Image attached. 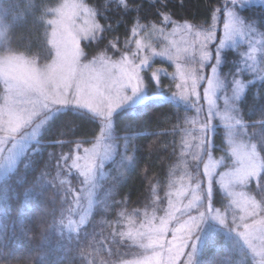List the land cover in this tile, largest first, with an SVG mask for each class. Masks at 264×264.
I'll return each instance as SVG.
<instances>
[{
	"label": "trees",
	"instance_id": "obj_1",
	"mask_svg": "<svg viewBox=\"0 0 264 264\" xmlns=\"http://www.w3.org/2000/svg\"><path fill=\"white\" fill-rule=\"evenodd\" d=\"M64 0H3L0 4V16L5 26H0V58L7 55H22L38 61L41 65L50 63L45 59L51 45L50 26L47 23L51 11ZM109 0H86V4L95 12L101 4ZM179 0H173L170 10L171 23L190 24L197 30H206L215 25L212 20L215 9H223L227 0H183V7L175 6ZM27 14L28 23L22 18ZM147 21L135 25L164 27L167 22L153 19V10L147 5L143 9ZM219 28L223 27L224 16L216 12ZM240 15L245 17L264 16V7L241 8ZM13 17L17 19L13 21ZM103 24V18L96 16ZM114 19V17H113ZM13 24V27H6ZM21 24V26H18ZM202 26V27H199ZM133 25L125 22L114 33L105 32L104 39L97 45L82 48L87 59L102 54L115 55L118 50L126 51L132 38ZM259 33L249 36L255 50L264 57V27L254 28ZM221 36V31L218 32ZM101 34H98V37ZM115 43L116 48L108 51L106 45ZM245 45H239L225 51L230 58L222 63L220 77L223 80L230 72L243 69L241 79L252 80V76L242 66V54ZM172 67L167 63L155 62L146 75L148 93L157 96L145 104L136 107L138 117H132L131 111L117 113L112 119V133L116 151L113 160L104 167V177L98 180L95 202L86 222L76 230H69L68 220L73 216L78 200L82 178L79 173H71L70 164L76 152L91 147L101 135L102 121H89L71 112L57 116L48 125L38 143L32 144L18 164L0 180V264H122L143 256V251L135 246L127 236L118 232H127L133 224H139L150 211L164 203L165 196L172 189L173 182L184 170L192 171L197 165L185 161L184 154L190 129L195 125L197 110L172 99L171 90L160 91L151 78L155 68ZM256 87L245 94L241 115L244 123L257 122V127L248 130L250 138L259 137V112L264 106V80H256ZM169 77H161L160 86L166 87ZM174 85V84H173ZM231 93L224 88V93ZM3 86L0 83V99ZM158 95H161L159 97ZM82 112H87L83 111ZM89 115H91L89 113ZM123 119L119 125L115 117ZM134 121V122H133ZM129 124V127L125 125ZM215 137V156L225 157L227 144L222 128H218ZM128 137L131 138L129 144ZM255 142V141H252ZM79 146V147H77ZM127 146V147H126ZM76 190V192H75ZM250 193L260 201L259 184L249 187ZM227 198L214 188L212 204L223 212H229ZM130 218V219H129ZM248 253L249 264L255 259L249 250L236 238L220 228L211 229L202 244L195 264H243L241 254Z\"/></svg>",
	"mask_w": 264,
	"mask_h": 264
},
{
	"label": "snow or ice",
	"instance_id": "obj_2",
	"mask_svg": "<svg viewBox=\"0 0 264 264\" xmlns=\"http://www.w3.org/2000/svg\"><path fill=\"white\" fill-rule=\"evenodd\" d=\"M251 2L252 0H227L223 9H215L212 16L213 21L217 19L216 12L222 13L224 16V38L219 40L214 49L209 50L208 45L210 42L216 41V34L214 24L207 28L202 43L203 51L200 60L197 61L199 67L193 70L191 77V92L187 95L184 94L183 89L187 85V81H184V84L177 85V88H181L182 91L172 93V99L195 108L198 113L203 111L201 99L207 103L208 113L199 129L200 143L198 145L205 154L215 150V137L212 136L216 131L213 125V119L216 116V112L213 111L215 105L213 97L216 95L217 89L231 90L232 95L229 99L232 102L231 110L236 114L235 124L238 126V132H246L257 127L256 121L251 124L244 123V118L241 115L242 101L248 98L245 90L247 88L251 91L256 87V82L247 79V83H245V79L240 78L243 69H240L239 66H237V70L224 76L223 80L218 77V69L223 62L230 58L224 52L227 42L232 40L234 35L243 31L252 32L258 24L264 27V16L245 17L240 15V9L247 7ZM2 3L3 0H0V4ZM145 5L153 10V19L171 23L173 13L170 6L173 5V0H109L106 5H99L96 12L89 13L94 17L103 18V24L93 20L92 27L89 29L91 35L88 33L83 36H80L79 33L73 34L67 26L63 29L64 34L58 32L55 27L53 28L52 39L47 41L52 47L48 49V54L45 57L51 63L38 67L34 61H28L19 56L7 55L0 58V83L3 86L4 101L3 107H0V132L8 133L9 138L14 141L13 134L27 127L31 123L32 117L38 116L41 111L45 115L53 114V118L71 112L73 115H80L92 122H95L97 118L105 122L111 121L117 110H120L119 113H124L125 109L131 111L132 117H138L139 113L135 111V107L144 104L149 98L142 86L143 80L139 73V69L146 65L147 61L142 60L140 64H133L127 56H121L119 60L111 63V68L116 69V73H113L111 69L102 73L95 68L90 69L88 64H81L82 57L87 59V54L81 48V39L88 41L84 48L90 47L93 40H96L99 46V43L104 39L105 32L114 33L125 22L133 25L132 33L135 35V25L141 21H147V17L143 15ZM175 6L183 7V0H179ZM258 6L264 7V2ZM16 19L13 17V21ZM22 23H28L27 14L22 18ZM47 23L55 25L57 22L48 20ZM0 26H5L2 16H0ZM6 27H13V24H7ZM188 27L191 28V25ZM97 32L101 34L99 37L96 35ZM116 47L115 43L106 45L108 51ZM137 47L139 48V41H137ZM113 54L115 55V52ZM252 58L250 53L247 54V59ZM90 63L94 65L96 61L92 60ZM206 66L210 67V76L203 74ZM205 81L207 86L204 87L201 97L197 88ZM157 82L159 83L158 78ZM259 98L264 100V96ZM84 109H87V112L81 111ZM123 118V115L120 118H117L116 115L115 120L118 125ZM258 124L261 129L259 137L252 136L242 147L232 149V158H234L232 167L234 169L233 182L236 185L248 186L256 182L259 184L258 195H261L264 194V106L259 112ZM125 126L129 127L130 125L126 124ZM127 139L130 144L131 138ZM2 143L3 141H0V144ZM2 151L4 149L0 148V152ZM88 152V149H84L85 155L77 156L71 165V167L83 168L81 175L85 177V180L91 177L95 166V161L88 155ZM225 158L228 159L227 153H225ZM80 159L86 161L85 165L81 166L77 163ZM13 163L14 158L9 157L6 164H0V169L11 168ZM204 175L207 177V191L203 198L193 194L192 199L183 209L178 207L172 199H169L165 214L159 217L158 224L156 223L158 218L155 215L149 217L145 214L138 228L130 226L126 233L118 232L119 236H127L129 240L138 239L139 247L144 250L143 259L139 261V264H178L182 257L185 258V264H193V256L197 251L199 240L198 229L209 216L222 227L231 232L235 231L237 236L244 238L253 256L258 257L254 264H264V246L257 249L249 242V229H256L257 224L260 225V233L264 235V220L257 219V216H264V195H261L259 204L255 201L252 202L251 211L247 213L249 220L243 224L244 232H239L236 229L241 225L236 224L235 220L229 223L226 218L215 213L211 206L213 179L207 165H205ZM196 186L200 187L199 184ZM171 195L185 196L187 192L169 193V196ZM202 199L204 203H198ZM205 203L207 204L206 210L199 211V208L204 207ZM194 207L199 212L198 216L190 215V211ZM177 212L181 215L189 214L188 220L179 227L170 228L171 221L178 219L175 215ZM169 232L172 233L170 240L168 239ZM247 258V252L241 254L243 264H249Z\"/></svg>",
	"mask_w": 264,
	"mask_h": 264
},
{
	"label": "rangeland",
	"instance_id": "obj_3",
	"mask_svg": "<svg viewBox=\"0 0 264 264\" xmlns=\"http://www.w3.org/2000/svg\"><path fill=\"white\" fill-rule=\"evenodd\" d=\"M261 2H264V0H252V2L245 8L255 6L257 7ZM90 12L94 13L95 11L86 4V0H64L57 8L51 11V16L48 19L57 22L55 25L49 24L50 40L52 39V30L54 27L61 34H64L63 29L67 26L72 30L73 34L79 33L80 36H83L85 33H88L91 35L89 29L92 27L93 20L97 22V18L90 15ZM214 22L216 41L209 43V50L214 49L219 40L224 38V29L223 27L221 29L219 28L218 18ZM188 25L190 24H176L167 22L164 27H136V34L132 35L129 44L127 45L126 51L118 50V54L114 56L102 54L90 59H84L82 57L81 64H88L90 69L95 68L97 71L102 73H106L109 69H111L113 73H116L117 70L111 68V63L112 61L119 60L121 56H127L128 60L133 64H140L142 60H146V65L139 69V73L143 80L142 86L149 97L146 100L147 102L148 100L157 97L149 95L148 93V80L146 75L148 74L149 69L157 61L167 63L172 67L171 73H168V69L164 67L155 68L151 72V78L154 81L156 87L159 89L158 94H161L160 91L162 90L167 93L171 90V88V93H179L182 91V89L177 88V85L184 84V81H187V85L185 86V89H183L184 94L187 95L191 92V77L193 70L199 67L197 61L200 60L201 53L203 51L202 43L204 40V34L207 30H197L193 26L189 28ZM219 31H221V36L218 34ZM253 32L256 33L255 41L259 40L258 38L260 35L254 29L252 32L243 31L240 34L234 35L233 39L227 42L224 52L232 50L239 45H245V49L241 58L243 68L249 72V74L252 76V80H264V57H262L263 52L255 50V47L252 45H247L249 41L252 42V37L249 38V36L250 34L252 35ZM197 33H199V35H197ZM98 34L99 32L96 33L97 37ZM137 41H139V48L137 47ZM84 42L88 43L86 39H81V48ZM249 53L253 57L250 60L247 59V54ZM13 56H19L25 60L34 61L38 67L43 66L38 61L25 56ZM92 60L96 61L94 65L90 63ZM246 60L247 63H245ZM220 69L221 66L218 69V77L221 79ZM203 74L205 76H210V67L206 66L203 70ZM165 76L169 77L170 84L164 88L160 86V79L161 77ZM157 78L159 83L157 82ZM206 86L207 84L205 81L197 88V91L200 92L201 97L203 96V89ZM231 95L232 93H224V88H219L216 90V95L213 97L215 100L213 111L216 112V116L213 119V125L215 126L216 130L218 128H222L224 131L228 159L221 155L215 156L212 151L209 154H205L204 150L198 147L200 143L199 129L201 128V125L203 124L208 113V105L205 101H203V99H201L203 111L199 113L197 112V117L195 119L196 122L193 128L190 129V141L188 140V144L186 145L185 149L186 153L184 154L185 158L189 155L185 161H191V165L196 164L197 169L192 170L191 172L184 170L183 174L180 175L179 178H176L173 182V187L168 192L167 196H165L166 198L164 203L149 212V217L155 215L158 218L156 221L157 224L159 223V217L165 214V210L167 209V201L169 199H172L178 207L183 209V207L187 205L188 201L192 199L193 194L199 195L203 198L207 191V177L204 175L205 165H207L213 179V190L216 188L224 197L227 198L229 212H223L211 204L212 208L215 210V213H218L221 217L226 218L229 223L235 220L236 224L241 225V227L236 229V231L244 232L243 224L249 220L247 213L251 211L252 202L255 201L257 204L259 203L250 193V185L239 186L233 182L234 169L232 165L234 163V158H232V149L242 147L250 140V136L248 134V130L246 132L237 131L238 126L235 124L236 114L231 110L232 102L229 99ZM158 96L161 97V95ZM3 103L4 101L2 93L0 107H3ZM139 106L141 105H137L136 107ZM83 111H87V109H84ZM118 112H120V110H117V113ZM117 113H114L113 116ZM54 118L53 114L45 115V113L41 111L38 116L32 117V121L27 127L21 129L20 132L13 134L15 137L14 141L9 138L8 133L0 132V141H3V143L0 144V148L4 149V151L0 152V164H6L9 160V157L14 158V163L12 164L11 168L4 167L0 169V180L4 178L9 172L14 170L19 160L32 144L38 143L40 141L44 130ZM101 121L103 128L101 135L95 140V143L91 147L84 148L89 150L88 155L91 156L95 161V166L91 177L88 180H85V177L81 175V171L83 170L82 167H71L77 156L83 157L85 155L84 149L79 154L76 152V155L70 164L71 173H79L83 181L79 187L80 192L74 194L76 196V200L78 201L75 203L76 210L73 216L68 220L67 227L69 230H76L82 226V224H84L87 218L90 216L95 202L94 189L98 184L99 178L102 176L104 177L105 165L113 160L115 156L117 147L114 143L115 137L112 133V120L107 122L103 120ZM13 144H15V147H13ZM21 149L23 150L21 151ZM77 163L83 166L85 165L86 161L84 159H80L77 161ZM197 184L200 185L199 188H197ZM180 191H186L187 195L179 197L176 195L169 196V193L175 194ZM198 203H204L203 199ZM206 208L207 204L205 203V206L199 208V211H205ZM198 214L199 212L196 207L190 211V215L192 216H198ZM175 215L178 217V219L171 221L169 225L170 228L179 227L188 220L189 214L186 213L181 215V213L177 212ZM241 217H244V219H241ZM257 219L264 220V216H257ZM81 220H83V223H81ZM139 224H133L131 227L138 228ZM233 227H235V225H233ZM217 228H220L222 231L232 235L252 254V251L248 247V244L245 243L244 238L237 236L235 231L231 232L227 228L222 227L218 222L213 220L211 216H209L198 229L197 235L199 236V240L197 242V251L193 256V264L196 262L207 233L211 229ZM259 228L260 225L257 224L256 229H249V242L257 249H260L262 246H264V235L260 233ZM171 238L172 233L169 232L168 239L170 240ZM131 241L135 246L139 247L138 239ZM140 249L144 252L142 248ZM253 258L255 260L258 259V257L254 256ZM142 259L143 256L135 260L124 261L122 264H139V261ZM178 264H185V258H180Z\"/></svg>",
	"mask_w": 264,
	"mask_h": 264
}]
</instances>
